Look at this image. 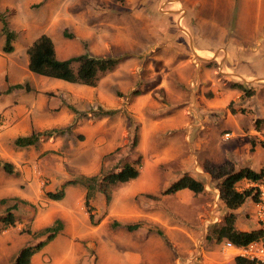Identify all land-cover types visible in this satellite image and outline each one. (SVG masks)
Returning <instances> with one entry per match:
<instances>
[{"label":"rangeland","instance_id":"obj_1","mask_svg":"<svg viewBox=\"0 0 264 264\" xmlns=\"http://www.w3.org/2000/svg\"><path fill=\"white\" fill-rule=\"evenodd\" d=\"M184 23L196 47L219 56L205 59L207 71L196 75L186 65L171 69L181 52L191 60L185 64L197 57L190 38L164 39L186 31ZM4 25L15 34L9 53L1 50ZM40 34L59 59L87 52L117 63L94 86L37 76L25 51ZM220 59L244 76H264V0H0V161L14 170L0 168V217L17 204L13 225L0 221V264H14L21 247L43 241L42 228L56 218L61 230L28 264H235L213 232L228 210L202 163L264 168V124L254 127L256 118L264 120V79L242 85L246 96L217 70ZM13 84L29 91L5 93ZM49 120L55 126L41 127ZM47 129L54 131L35 145L13 144L18 135ZM252 129L258 134L250 138ZM135 154L136 178L109 184L107 203L93 194L92 223L80 183L65 185L59 200L44 195ZM183 173L200 180L202 191L160 194ZM236 212L234 221L242 218ZM249 215L244 227L255 224Z\"/></svg>","mask_w":264,"mask_h":264},{"label":"trees","instance_id":"obj_2","mask_svg":"<svg viewBox=\"0 0 264 264\" xmlns=\"http://www.w3.org/2000/svg\"><path fill=\"white\" fill-rule=\"evenodd\" d=\"M4 34V42L1 47L2 52L9 53L12 51V41L15 34L12 30H8L6 25L2 28ZM27 55L26 67L29 72L48 79L59 80L66 83L83 84L94 86L98 77L110 71L117 63L116 58L111 56H96L87 52L70 56L65 59H59L54 50L51 39L46 34L37 36L27 47L25 51ZM235 86L236 84H232ZM237 87L243 91V94L249 96L251 93L241 84ZM12 89H23L29 91L27 84H13L5 89V93ZM264 124L263 119L256 118L254 127L258 129L260 123ZM54 129L42 131L32 130L27 135H18L13 139V144L17 147H25L35 145L40 136H49ZM137 138L134 135L131 139L130 146L133 148ZM264 148V142H259ZM141 166V157L135 154L134 158L129 162H124L119 167L99 173L92 176H79L76 179L64 181L60 188L55 191H46L44 195L50 200H59L63 196V187L68 184L80 183L84 188L83 206L88 216L90 223L93 222L92 206L90 200L95 192H99L104 196V201H109L110 195L108 192L109 184H119L128 182L137 177ZM0 168L7 174L14 172L13 166L8 161H0ZM202 169L206 171L218 190V199L228 210L224 216L221 225L213 230L217 240H227L235 246H244L250 242L264 240L261 228H253L249 230H240L234 226V210L244 203L246 199H250L253 203L256 201L254 187L248 186L237 188V184L241 181L255 182L264 179V168L257 171L249 167L235 168L232 162L222 161L212 164L208 161L202 163ZM188 190L193 194L202 191L203 186L200 180L188 173H183L169 183L160 194H172L180 190ZM17 208L14 202L6 208V212L0 217V221L8 226L13 225V209ZM62 228L61 221L56 218L48 226L42 228L46 233L45 239L33 245H25L21 247L14 259V264H28L29 259L36 251L40 250L45 241L51 240L58 231ZM135 225H127L126 229H134ZM235 264H257L254 260H249L243 257L235 256L233 258Z\"/></svg>","mask_w":264,"mask_h":264},{"label":"crops","instance_id":"obj_3","mask_svg":"<svg viewBox=\"0 0 264 264\" xmlns=\"http://www.w3.org/2000/svg\"><path fill=\"white\" fill-rule=\"evenodd\" d=\"M183 26V28L184 29H186V31L185 30H182V31H180V32H172V34L171 35H167L164 39L165 40H170V39H179L180 37H183L184 38V34H186L187 36H188V39H189V42L191 43V48H190V50H189V52H190V54H193L194 56H197V57H193V59H192V62H189V64H185L184 62H183V60H185V59H187V60H190L189 58H187V55H185L186 54V52H181V54H179V59L176 61V63H177V65H175V63H173L172 62V66H171V69H175L176 71L177 70H179V67L180 66H184V65H186V66H189L191 69H192V71H193V73L196 75V74H199V72H201V71H207V69L205 70V67L203 68V64L202 63H204V62H206L205 61V59H211L212 58V60H214L215 59V61L217 60V59H219L218 57V55H216V54H212V49L211 50H205V49H202V48H199V47H196L195 45H194V41H193V37H192V33H191V31L189 30V28L185 25V23L182 25ZM165 40H164V42H165ZM181 40V39H180ZM163 42V41H162ZM178 44L179 43H181V42H177ZM216 49H218V48H216ZM215 50V49H214ZM186 51V50H185ZM208 53H210V54H208ZM189 56V55H188ZM224 56H225V58L226 59H228V57H227V54L226 53H224ZM159 57H161V56H158V59H159ZM222 57V56H221ZM191 61V60H190ZM187 63V62H186ZM207 63V62H206ZM167 66V64L166 63H164V64H162L161 66H159V68H160V70L161 69H164L165 68V66ZM217 70L220 72V73H225V74H227V73H229L231 76H232V78L234 79V82H237V83H240L241 85H246V84H248L249 82H252V81H255V80H261V79H264V76H256V77H254V76H244V75H242L241 73H239V72H237L236 70H233V69H231L230 68V66H229V64H227L224 60H222V59H220L219 60V64L217 65ZM211 79V85L212 86H214V85H216V82L215 81H213V78H210ZM193 80H195V76H194V78H193ZM162 86V85H161ZM210 87V86H209ZM51 120H49V122H46V124H42V126L41 127H53V126H55V123L54 122H50ZM252 132H250L251 134H249V137L251 138V137H253V135H255V134H258L255 130H251ZM260 146V145H259ZM261 147V146H260ZM259 161H261V159L260 158H254V159H252V163L253 164H256V163H258ZM240 167H244V166H240ZM246 167H249V168H251L252 166H246ZM251 169H253V168H251ZM253 170H255V169H253ZM257 171V170H256ZM245 184H247V185H249V186H251V183L252 182H246V181H243ZM240 183V182H239ZM250 200V199H249ZM246 201V200H245ZM244 201V203L243 204H241L238 208H236L235 210H234V212L235 211H237L236 213H239L240 215H242V218L238 215L237 216V220H235L234 221V226H235V228H237V229H240V230H249V229H253V228H257V227H259V225H258V223H257V220H256V217H255V209H254V206H253V201H251V205H252V207H250V209H249V207H247L246 205L244 206V204L246 203ZM249 210L252 212V217L254 218V220H255V224H251L249 227H244V224H246V222L245 221H247L248 220V216H250L249 215ZM239 218H240V221H239ZM241 226H243V227H241ZM225 240H223L222 241V243L224 242ZM222 246V245H221ZM229 252V251H228ZM235 257V255L233 254V258Z\"/></svg>","mask_w":264,"mask_h":264},{"label":"built area","instance_id":"obj_4","mask_svg":"<svg viewBox=\"0 0 264 264\" xmlns=\"http://www.w3.org/2000/svg\"><path fill=\"white\" fill-rule=\"evenodd\" d=\"M228 137V133L224 134ZM256 194V201L253 203L255 209V217L259 228H261L264 236V179L251 183ZM223 252H231L235 256L254 260L257 264H264V240L250 242L244 246H235L231 242L225 240L222 243Z\"/></svg>","mask_w":264,"mask_h":264}]
</instances>
